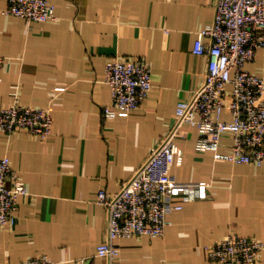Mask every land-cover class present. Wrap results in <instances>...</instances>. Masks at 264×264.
Returning a JSON list of instances; mask_svg holds the SVG:
<instances>
[{
    "label": "crops",
    "instance_id": "obj_1",
    "mask_svg": "<svg viewBox=\"0 0 264 264\" xmlns=\"http://www.w3.org/2000/svg\"><path fill=\"white\" fill-rule=\"evenodd\" d=\"M49 1L56 18L34 21L7 14L9 0H0V108L49 107L54 117L48 138L0 131V157L10 158L29 189L16 222L0 226V264L42 254L57 264H108L97 252L108 229L98 192L120 190L170 134L179 100L204 83L209 58L193 49L214 20V0ZM117 56L144 57L153 88L139 109L107 119L106 66ZM246 67L264 76V46ZM185 129L177 138L183 160L171 172L179 181H205L211 196L176 197L183 208L169 213L166 233L120 238L116 264H222L205 247L227 234L264 242V164L219 157L233 152L228 135L217 150L198 151V129Z\"/></svg>",
    "mask_w": 264,
    "mask_h": 264
},
{
    "label": "built area",
    "instance_id": "obj_2",
    "mask_svg": "<svg viewBox=\"0 0 264 264\" xmlns=\"http://www.w3.org/2000/svg\"><path fill=\"white\" fill-rule=\"evenodd\" d=\"M214 5V20L199 32L193 49L196 55L209 58L204 83L190 98L179 100L170 134L120 190L102 188L98 192L96 202L107 210L108 229L97 252L108 264H116L120 238L164 235L171 224L169 213L183 208L176 197L211 196L205 181H179L171 172L172 164L183 160L184 150L177 138L184 135L186 125L198 129L196 150H217L221 137L228 135L233 139V152L219 157L264 164V76L246 67L264 46V0H214ZM5 12L34 21L56 18L55 5L49 0H9ZM4 64L0 53V72ZM106 82L112 102L104 107L103 116L109 119L142 106L153 88V73L144 57L117 56L107 63ZM53 126L49 107L13 103L0 108V131L5 134L25 129L48 138ZM26 194L28 186L10 158L0 157V226L16 222L19 198ZM205 250L209 259L222 264H257L264 242L231 232ZM20 264L57 263L42 254Z\"/></svg>",
    "mask_w": 264,
    "mask_h": 264
}]
</instances>
